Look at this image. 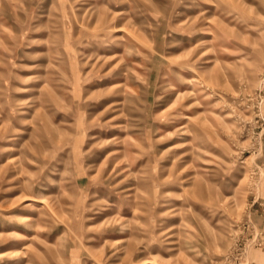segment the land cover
<instances>
[{
    "label": "rangeland",
    "instance_id": "1",
    "mask_svg": "<svg viewBox=\"0 0 264 264\" xmlns=\"http://www.w3.org/2000/svg\"><path fill=\"white\" fill-rule=\"evenodd\" d=\"M7 250L264 264V0H0Z\"/></svg>",
    "mask_w": 264,
    "mask_h": 264
},
{
    "label": "bare ground",
    "instance_id": "2",
    "mask_svg": "<svg viewBox=\"0 0 264 264\" xmlns=\"http://www.w3.org/2000/svg\"><path fill=\"white\" fill-rule=\"evenodd\" d=\"M44 204V203H43ZM25 249V248H24ZM13 251L12 250H7L4 251L3 253L0 254L1 257H8L9 255H12ZM13 257V256H12ZM5 259V258H4ZM152 261H148L147 264H151Z\"/></svg>",
    "mask_w": 264,
    "mask_h": 264
}]
</instances>
